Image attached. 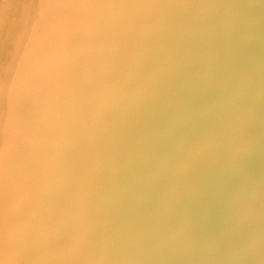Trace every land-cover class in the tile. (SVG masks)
Wrapping results in <instances>:
<instances>
[{
    "label": "rangeland",
    "instance_id": "1",
    "mask_svg": "<svg viewBox=\"0 0 264 264\" xmlns=\"http://www.w3.org/2000/svg\"><path fill=\"white\" fill-rule=\"evenodd\" d=\"M198 1H195V3L193 4H196ZM241 1L242 0H240L239 2ZM253 1L256 2L257 0H253ZM253 1L249 0V4L251 7L250 9H247L249 8L248 5L246 6L247 0L246 1L243 0L242 3H246L244 5L247 8L246 9H244L245 7L242 8L244 11L242 13H241L242 9H240L241 7L240 3H238L239 5H236L237 8L234 6V9L236 8L237 12H239L238 14L239 16H237L238 21L236 18L237 13L234 10L233 11L235 12V16H234V12L228 11V13L232 12L231 14L233 15V19H232V16L230 18V15L228 16L227 15L228 13H226L227 16L225 18L229 17V19H227L229 20V22L233 20L232 24L235 25L234 27H239V26L241 27L243 25V28L245 30L242 27H241L242 29L240 27L234 28L231 22L229 24L227 21H225V23L228 24L226 25L223 21V23L221 24L222 26H220L219 28L217 27L219 30L218 33L217 31H213L214 33H210L211 31L206 32L205 34L208 35L207 37V35L204 34V31H202L203 33L201 32L202 34L200 33L201 35L198 38L197 36L199 35V32L196 29L198 33V35H196L197 38L194 35L196 32L195 33L193 32L191 34L193 36L191 35L188 36L187 43L183 42L182 40L180 43V39L176 41L175 45L178 44L179 42L177 46L179 48H181L182 46V45L180 46V44L183 43L181 51H179L180 49L177 50L178 53L181 52V54H183L182 56H184L186 55L187 53L186 51L189 49V46L190 47L193 46L190 48L193 50L190 51L189 49V52L187 53V55L190 53V57H192L191 59L197 58V56H199V53H202V55H204L203 52H200L201 47H202L201 51L202 50L204 51V53L207 55L205 57L209 58V60L212 54H214L213 55L214 57L215 56L220 57L224 54V53L222 54L221 50L223 49L225 52V47L227 45L226 42L230 44L229 47L231 49L236 48L238 44L239 46L238 49L240 50L241 44L244 42L243 38L246 39V37H248V35L246 34L247 31L248 32L250 31L248 33L249 37L247 38L249 41V46L252 42H254L256 46H259V47H256V49L263 48L262 49L263 51L264 41H262L261 43H258L260 45H258L257 42L260 40L259 38L264 34V32H262V28L264 29L263 27L264 19L263 18L258 19L260 20L259 22H261V20L263 21L262 22L263 25H261L259 24L257 19L255 20V15H256V18L258 17L261 18L259 15H262V13H264L263 11L264 3L263 2L260 3V0H259V2L257 1L258 4H256ZM251 3H253L254 5H252ZM244 5H242V7ZM255 5L259 8V10H256L258 8ZM194 8L195 7H193V9H190L191 13L193 15L194 13H196L194 15L196 18L200 20L203 19V16L201 13L202 8L199 9V7L196 6L197 9L195 8V11H192L194 10ZM251 8L253 9L251 10ZM239 9L241 11H239ZM248 10H251V12L249 13ZM253 10H255V12ZM68 11L70 10L67 7L64 8L59 3V0H0V113H2L3 111H4L3 113H5V116H3L2 118L3 123L5 122L4 123L5 126L7 125L5 127V130L9 132L11 130L9 128H13L8 134H0V150L1 149L9 150L8 153L10 155L9 158L4 159L2 165L0 166V174H4L5 172L6 173L12 172V171L15 174L14 176H10L11 178L0 179V264H225V263L226 264L228 263L229 264H237V263L238 264H264V241H263L264 240V232H263L264 231V200H263L264 199L263 198L264 197V193H263L264 191V142H263L264 141L263 140L264 139V134H263L264 133V106H263L264 105V95H263L264 94L263 92L264 91L263 90L264 89V79H263L264 78V54L263 52L260 49L259 50L254 49V51L252 49V52H256L258 54H260L261 52L263 54V56H260L257 54L258 56H260V60L262 59L261 60L262 63H261V61H258L259 57L257 55H253V54H251V56L249 55L250 53L248 49L251 51L249 47H247L248 49L246 48L247 50L246 49L242 50V51H247L246 55L249 53L247 57L249 56L248 61L250 62L253 59L252 55L257 56L252 61L254 65L258 63L256 65V69L252 67L253 65L252 63L251 65H249V62H246L247 61L246 57H245L246 60H242L244 61L245 64L241 61L240 59L242 58L241 56H244L241 50H240L241 56L239 57L238 56L239 51H237L238 49L236 50L232 49V53L230 51L231 55L234 53V50L237 51V53H234L233 54L234 56L233 55L231 56L229 53L227 54V59L229 58V60L231 61L228 60L226 62H223L227 60L226 57H225V60L222 59V61L220 60L221 58L219 59L217 57L219 61L223 62L222 65L220 64L221 62L220 63L218 62L221 65V69L225 68L223 69L224 71L227 68L230 69V70L227 69L228 73L226 71H225L226 73L225 72L223 73V71L221 72V69L219 68V64L216 63L218 61L216 57H215L216 59L211 58L213 62L211 60L210 61L208 60L209 62H211V64H210V68L209 67L207 68V71H208L207 72L205 68L207 67V64L209 65L207 60H206L207 64H206V61H204L205 59L203 60L206 66L202 65L203 66L202 67L200 65L201 68L205 69V71H203V69L201 68H200L201 70L198 68L197 70L196 69L197 61L195 60L191 61L189 60L190 59L189 57H188V60L191 61V62L189 61L187 62V64L189 63V66L187 65L183 66L184 62L183 61L181 62L179 60L180 57L178 58L179 54H177V51H176V49L178 48H176V46H174V44L172 43L174 40L171 42V44L176 48V49L174 48L175 53L172 52L174 51L171 49L173 48L172 45L167 46V48L164 47L169 42L168 41L166 43L167 41L166 38L168 37L160 39V41L162 40L161 43L163 44L165 43L164 45L161 43H158L160 41H158L155 37H152L153 41L154 39L157 40L155 42H152V44L157 43L156 44L157 46L160 44L159 47H163V50L165 49V51H167V49L172 46L171 48H169L167 52L171 50L170 52L173 53V56L171 55L172 53H167V52H166L167 54L164 53L166 54V56L163 54L161 55L159 52L162 48L156 47L158 48V50L160 49L159 52H157L158 50L154 47L155 53H158L160 56H162L161 58L162 60H163V56H164V59L168 58L163 61H161V59L159 58L160 62L162 63V64L161 63L159 64L158 58L155 60V57H154V60L158 61L157 64L159 65V67L160 65L162 66L160 67L161 69H159L158 67L156 68L155 66H152V64L156 65L155 61H154L155 63L152 61L153 62L152 64H151V61H149L150 62L149 65L151 66L147 64L149 62H146L145 64H143L142 62L141 65L135 64L137 65L138 68L139 66L143 68L145 66H148L149 69L145 67L147 71L143 68H140L142 71L140 69H136V67L134 68L133 66L134 62H128L129 59L126 61V59L130 57L129 56L130 53L127 54V52L131 50L129 48L131 46L132 47L134 46L133 44L131 45L128 44L129 47L127 48L124 47L126 50L128 49L127 52H125V49L123 47H122L123 49L120 48V50H124L125 52L124 54H126L125 57L127 58L123 59L122 65L116 63L115 65L112 66L110 70L112 74V76L111 75L110 76L116 77L114 80V84L116 81L119 84V85L117 84L119 86L118 88L117 86L115 87L114 85H109V82L104 84V85H107V88L106 86L102 84H100L101 86L99 84H98L99 86H97L96 84L97 81L96 83L93 82L94 84L90 82L92 84L91 85L89 82H85V80L83 79L84 82L79 81L78 84L75 86V88H72L73 91L71 89L65 90L62 88V85H60L61 83L59 81L60 61L58 60V58L51 56V53L54 49L53 48L54 43H52V41L49 42V40L47 39L46 40L42 39L45 41H41V36L43 38L44 33L46 31L52 30L54 33H56V35L63 38L64 30H65L64 28H66V25L68 26V23L65 24L63 22V18L66 17L65 14H67ZM155 11L156 10H153V9L147 10L146 12L148 14L146 13V15H142V17H147L148 15L147 18L149 19H151L152 17L155 18L157 15L160 14V13H155ZM240 13L242 16L240 15ZM62 15L64 17H62V23H61L60 18ZM253 17H254V20H252ZM262 17H264V14ZM239 18H241L242 20L241 19L239 20ZM249 18H250V21L247 20ZM166 20L167 18L165 19L163 23H166ZM243 20L244 21L246 20V22H244ZM240 21L243 22L241 23V25H240ZM255 22H257L256 23L257 28L259 25H261L259 26L258 31L262 32L261 35L258 36L257 39L255 38L256 42L254 41V38H253V37H257L258 35V31L257 33L254 32V28H253L255 26ZM234 23H237L239 26ZM244 23H248V24L245 25ZM249 23L251 24L252 27L250 26ZM247 25H249L250 27H248ZM225 26L228 28L227 32L225 31L227 29V28H224ZM256 26H255V31L257 30ZM245 27L247 28V30ZM220 28L222 29V33H221ZM234 29L236 30L238 29L239 32L238 30L234 32ZM240 30L241 32L242 30L246 32L241 33ZM82 31L83 30H81V34H82ZM229 31L232 33H230ZM77 32H80V31H77ZM237 32L240 34L241 38L242 36H246V37H243L242 39L239 38ZM234 33L236 34L234 35ZM203 34L207 37V39L205 38L206 41H208V38L211 37L209 39V42H207L208 45L211 43V41L215 42V40H217L218 38L220 39L224 34H227V35H224V37L220 39L221 44L224 41V39L227 40L224 43V47H223V44L220 45V47H223L220 50L221 53L217 51L220 49L219 39H218V44L215 42L218 45V46L216 45L217 49H213L214 48L213 46H215L214 42H212L213 46L212 45L208 46V48L212 46L209 48V50L210 49L216 50L217 54L219 55H216V51H212V50L211 52L209 51L210 55L208 54L209 52L206 49L207 48L206 47L207 44L205 43L206 41L204 40L205 41L204 43L202 41L204 38L202 36ZM216 34H219V36L221 35V37L219 36L216 37L217 36ZM231 34L233 36H237V37H234V39L238 38L236 39L237 43H234L236 47L235 46L233 47V45H231L233 43V42L231 43V40H230L232 39L233 41V38H232L233 36ZM250 35L253 36L251 37L253 38L251 43H250ZM83 36H86V35L83 34ZM225 36L228 38L231 37L229 38L230 42H228V39H226ZM263 36L261 38H263L264 40ZM200 37H203V38H200ZM214 37H216V39ZM62 38L58 39V41H60L59 44L62 43L61 42ZM159 38L160 37H158V39ZM173 38L170 37V39H173ZM191 38H193V40ZM197 39L198 41L201 40L200 41L201 44L203 43V45H206L205 46L206 48L205 47L203 48V45H200V42L198 45ZM222 39L223 41H221ZM240 39L241 41L238 42V40ZM247 39L245 41H247ZM163 40H166V41H163ZM188 42H190L191 44ZM57 43L58 42L56 41V48L59 45ZM194 43H196V45L200 47L199 48L196 47ZM244 44L242 45V49L248 45V43L245 45ZM183 47L186 48L187 50L185 49L186 51H184ZM195 47H196V50L199 51L197 56L195 53L197 51H195L194 49ZM229 47H226V48L231 50ZM118 49L117 51H120ZM12 50L16 51V53H19L20 55L23 52L28 53L30 57L28 59V62L24 65H19L11 53ZM182 50L185 54L182 52ZM205 50L207 51L205 52ZM193 52L194 54L191 56V53ZM212 52H215V53H212ZM169 54L171 56H168ZM175 54H177L176 58L179 60V63L177 59H176L177 61L174 59ZM225 55H226V52H225ZM155 56L158 57L157 54ZM201 56H199V58L203 57ZM184 57L187 58L186 56ZM184 57H182V60H184L183 59ZM170 58L174 59L176 62L169 60ZM199 58L196 60H198L199 63L202 62L200 64H203V61ZM186 60L187 59H185V61ZM214 60L215 61L217 60V61L215 62ZM194 61H195L196 66L194 65ZM180 62L183 64H181ZM230 62L232 65L230 64ZM214 63L216 65H214ZM246 63H248L247 65L249 67H247ZM211 65H213L214 68L216 69L214 70L215 72H213V66L211 68ZM100 67L101 68L97 66L94 68L93 76L97 77L98 74L102 72L103 65H100ZM153 67L155 70L158 69L159 73L155 70L154 72L150 69V68L153 69ZM190 67H192V69ZM251 67L254 69V71L256 70L255 71L256 74L254 73L253 69L252 71L247 70V68L251 69ZM20 68H21V73L19 75H15L14 74L15 70L20 69ZM162 68L164 69L163 70L164 72L161 71ZM134 69L136 70V72ZM165 69H166V72H165ZM209 69L211 71H209ZM232 69L233 71H231ZM132 70H134L135 76H133ZM242 71L246 73L248 72V73L246 74V73H243ZM156 72L159 74V76L161 75V77H159ZM250 72H253L251 73L252 76H250L251 75ZM144 73L148 75L144 76L143 75ZM172 73L173 75H176L177 73H183L184 76L181 74L184 77L183 80L180 81L181 79L179 78L180 80L178 79L177 80L180 82H177V84H174L173 81H170L171 76H172L170 74ZM222 73L225 75H222ZM231 73H234V74L231 75ZM237 73L239 74L243 73V74L238 75ZM261 73H263V75H261ZM152 74L156 76H153ZM162 74L163 76L164 75L165 76L163 77ZM186 75H189V76H186ZM149 76L150 77L152 76V78H150ZM166 76H168L170 79L168 78L169 80H166L167 79ZM185 76L187 78H185ZM96 77H94L95 80H96ZM111 77L108 78V80L113 82L112 79H114V77L112 79ZM174 77L176 78L177 76H174ZM174 77L172 76V80ZM191 77L192 78L195 77V81H197V84L200 83L201 87L197 84H194L193 83L194 81L191 82L192 80ZM188 78H191V80ZM136 79L138 80L136 81ZM184 79H188V82L190 83V84L187 83L189 84L188 87L184 86ZM260 79H262L263 82H261ZM177 80L175 79L174 81H177ZM226 80L227 82L225 83ZM144 81L145 82L147 81V83H145ZM169 81L173 83L170 84ZM56 82L59 83V85L56 84ZM134 82H137V84ZM54 83L57 86L54 85ZM82 83H85V84L87 83V84L85 85ZM143 83H145L146 85H144ZM148 83H152V84H149L150 86H153V87L154 85L156 86L153 88V91H152V87L150 86H149L150 88L149 87L146 88V86H148L147 85ZM191 83H193L192 86L195 85L196 87L197 85L198 90H200L202 93L203 92L210 93V91L211 93L210 94L205 93L206 97H204V95L203 94L201 95L199 91L198 93L195 92L197 93L195 94L193 87H191L193 89V90L191 89L193 93L188 94L189 90L187 89H189V86H191ZM142 84L143 86H141ZM173 84H174L173 88L174 89L178 88L179 91L174 90L176 92H173L172 91L173 88L170 91L166 90L168 87H172ZM81 85L82 87L86 86L87 90L83 88L84 90L80 91ZM158 85L159 86L161 85L162 87L161 86L159 87ZM223 85H225V87ZM54 86L57 87V89ZM93 86L94 88H92ZM102 86L105 89L102 91L103 93H106V94L108 93L106 92L108 89H110L109 92H111L113 89L114 91L113 94L108 93V99L109 98L111 99L112 95L115 94L114 97H116V101H120L119 103L115 102L117 103L116 107H114L115 104L113 103L115 101L114 97L112 98V100L114 99L113 102L109 104V103H105L106 98H107V96H105L106 94L104 96L99 95L100 93L98 94V92H102L100 91L101 89L99 90L100 87L103 89ZM113 86L115 88H109ZM202 86H205L206 89L202 90V88H204ZM216 86L218 88H216ZM96 87L97 88L99 87L98 91L97 89H95ZM139 87L143 89H140ZM163 87L167 92L166 91L163 92L164 91ZM214 87L216 90H214ZM138 88L142 92L140 91L139 93ZM196 88H195V91H196ZM89 89L91 90L94 89L95 91L93 92H96V93H91L92 95L91 98L95 99V100H92L93 102L89 101V99H91L90 98L91 95H88V94L90 93L85 92V94L87 95L83 94L84 91H88ZM158 89L160 90L162 89L161 92ZM260 89L262 90V92L260 91ZM168 92L171 98L172 96L174 97V95L176 98H179V96L181 95H182L181 96L182 98L183 96H185L186 97L185 101H188L187 97H189V100L191 97L194 98L193 95H196L197 98L196 96L195 98L198 100V94H199L198 101L200 102V104L198 103V105L200 106L203 105L204 107L202 106L200 107L196 105L198 101L197 102L191 101V103H194L195 105L194 109L198 110V108L199 109L201 108L204 110V112L207 111L206 115L204 112H201V113L197 111L195 112V116L197 114L203 113L202 115L204 116V118H206V120L203 117L195 118V116H193L195 119L197 118L199 119V120H196L199 123L202 122L200 120L203 118L202 123L204 124L201 123L203 125L202 126L203 128L200 127L201 124L199 126L200 132L203 129L202 131L203 136H201V134L198 135V137L201 136V138L198 139L199 142L194 141L195 139H197L196 138L197 132L195 131L193 133H196V135L195 134L191 135L193 137L196 136L195 138L193 137L191 138L193 140L191 139L189 140L187 138L188 137L187 135L190 136V133H191L190 128H192L189 126L190 123L192 122L191 123L192 126H193V123L196 126L199 125V123H196L193 117L191 118V115L192 114L194 115V112L192 113L191 110L189 109L190 106L188 104L190 101L188 103L183 102V106H187V105L189 106L188 111L186 113L191 112L192 113L191 115H189V113L186 114L183 112L185 109V108L181 109L183 108V106L181 108L178 106V104L181 105V100L177 99L178 100L177 101L176 99H174L177 101V104L176 102L175 103L173 102V105L175 104L174 105L175 107L172 105L169 106L170 104H168L169 107H174V108H171L172 109L171 111H173L174 113L173 112L171 113L170 109H168L169 113H171V116L173 114L178 115L179 113H181V111L183 112L184 115L182 119H181L182 116H180V119L178 118V116L176 117L177 119L174 116H172L170 121L172 120L173 122L174 120L173 117H174L175 122L171 123L168 120V122H170L172 125H169L170 124L169 123L168 125H166L167 127L166 126L164 127V125L166 124L165 122L167 121L166 119H168L167 117H170V114L169 116H167L168 112L166 111L168 110L164 109L165 106H163L165 104L163 100H166V105H167V101L171 100V98L170 99L166 98V97H169ZM212 92L215 94H212ZM222 92L226 93L225 96L228 95L229 97L230 96L229 94L233 96L232 99L231 98L229 99L230 103H232L231 105L229 103L230 106L226 103L225 104L227 106H224L225 105L224 102L226 99L228 100V97L223 96ZM184 93L185 94L187 93V94L185 95ZM96 94H98V97ZM93 95L97 98L93 97ZM109 95L111 97H109ZM214 95H217L215 97H217L216 99L218 100V103L216 99H215L216 101L213 100L215 98ZM222 96L225 97V99ZM99 97L105 98V101L101 98L104 103L101 102V99H99ZM185 97L183 99H185ZM200 97L201 98L204 97V98L201 99ZM212 97L214 98L212 99ZM117 98H119V100H117ZM222 98L224 99V102L221 101ZM196 99H192V100L196 101ZM209 99L217 103L218 106L217 105L216 106L218 107L219 111L223 109L220 107H224V109L228 110L227 108L229 106V113L230 114L232 113L233 116L231 114L230 117H228L229 119L226 120L228 122H226L224 118H222V120L219 119V117L221 118V116H224V115L226 116L228 114V113H225L226 110H221L219 112L216 106L215 107L211 106V104L208 102ZM203 100H205L204 104L201 103V101L203 102ZM232 100L234 101L231 102ZM99 101L101 105L97 103ZM243 101L247 103L245 104ZM86 102L87 103L91 102L89 106L92 108H90L89 106L87 107L89 103L86 104ZM107 102H110V101H107ZM49 103L51 104L49 105ZM112 103L114 104V106L111 105ZM215 103L212 105H215ZM221 103L223 105H221ZM84 104L86 105L87 109L88 108L90 109L89 110L84 109L83 108V106L85 107ZM93 104L95 105L93 106ZM119 104H121V106ZM161 104L163 108L161 107ZM209 105L211 106L210 113L214 112L215 109L217 110L215 111L216 114L218 112L219 117L216 115V119H214V121L216 120V123L213 121H212L213 123L210 121H207L208 119L206 116L209 111L208 109ZM95 106L98 108H96ZM168 106L166 107L169 108ZM248 107L249 109H247ZM179 108L181 109L180 112H178ZM211 108H214V110L213 109L211 110ZM201 109L200 111H203ZM233 109H235L234 110L235 112L237 111L236 114L233 111ZM138 111L140 112V114L138 113ZM153 111L156 114H153ZM164 111L166 112V116L163 113ZM223 112L225 114H223ZM249 112L250 114H248ZM70 113L72 114L70 115ZM136 114L137 116L138 115L139 116L137 117ZM237 116L239 117L238 119H237ZM186 117L190 119H186ZM67 118L69 120H67ZM160 118L162 119L160 120ZM212 118H209V120H213ZM225 118L227 119V117ZM183 119L184 121L185 119L187 121L189 120L188 122L189 125H187L188 123L186 121H185L186 124L184 122H182L183 124H181L180 122L181 120L183 121ZM192 119H194L195 122L192 121ZM230 119H231V122L229 121ZM164 120L166 121L164 122ZM217 120H220V121L218 122ZM243 121H244V124H243ZM221 122L222 123L226 122L227 124L225 123L223 125H228L227 128L233 125L231 126L232 132L229 131V133H231L230 135L232 134L233 135L231 137L229 133H227L228 134L227 137L230 136L231 137L230 139H233L234 142L229 140V138L228 140H226L227 137H226V133L224 132V130H227V129L226 127L225 129H223L222 127L218 125ZM184 124L186 125L185 128H183ZM242 124L243 126L241 127ZM204 125L206 127H204ZM256 125L257 126L259 125V126L257 127ZM188 126L190 127L189 128L190 133L187 132V135H186V130H185V133H181V135L179 136V132L181 131L177 132L178 131L177 128L178 129L183 128L182 130L184 132V129H188L187 128ZM196 126H193V127H195L196 129ZM218 126L219 128L223 129V130L222 129H219V130L220 131L222 130V132H224L225 134L226 139L224 138L225 141L223 142V145L227 144L228 141H231L232 143L237 145V146L232 145V143L230 142H229V145L228 144L224 145V146H229V147L234 148L232 149V151L234 150L233 155L231 153L232 151L229 150V147L226 148L224 146L223 147L221 146L222 142L220 143L221 145H217L219 144V141H223L222 140L223 138L220 137L219 135H222L224 137L222 133L218 132V136L222 138L221 140L218 141L219 138L218 136L216 137L217 135L216 131H218L216 129ZM244 126L245 127L248 126V127L244 128ZM213 127L214 129H212ZM165 129H167L170 133ZM195 129L193 128L192 131ZM158 130L160 131L158 132ZM204 130L206 131L204 132ZM199 131H198V134H199ZM175 132H177L178 135L175 134ZM215 132H216V135L214 134ZM174 135H176L177 137H174ZM182 135L184 136L182 137ZM214 136L216 137V140L218 141V143H215L216 140H214ZM184 137L186 138V141L189 144V145L186 144L187 147L190 146L192 141H194V144L196 142L197 143L202 142L201 140L203 138L204 148L202 147V145L197 144V143L195 144V146L196 145L197 146L194 148V145L192 143L191 145L193 148L188 147V149L191 150L188 152V150L186 149L187 147L185 146L186 147L185 148L183 146L185 145L183 143L186 142L184 140L185 139ZM48 138H51V139H48ZM173 138H175L178 141H175V139L172 140ZM15 140L17 142L15 143L16 145H13L11 148H7L11 146L13 141ZM167 140H169V142H167ZM58 142L60 143L58 144ZM64 142H67V143H64ZM69 143L70 145H68ZM180 143L181 145L180 147H178L179 145L177 144H180ZM170 144H172L171 147H170ZM198 145L202 147L203 149V150L201 149L202 152H198L200 151V148H199L200 146L198 147ZM214 145H215V148L220 147V146L221 147L219 148V150L218 148H216L217 149L216 150L214 148ZM18 147L25 154V155L23 154V156L25 158V161L27 160L26 162H28V164L20 158ZM183 147L187 151L184 150ZM197 147L199 148V150ZM235 147H237L236 151H235ZM171 148L173 150H171ZM176 148H178V150ZM241 148L245 150V153L244 151H242L243 149ZM220 149L222 150L224 149V150L222 151ZM250 149L252 150V152H250L251 151ZM163 150L165 152L164 154H163ZM196 150L198 151L196 152ZM227 150H229V152L231 153V156L233 157H234V154L237 153L235 154V157L238 160H240V164H242L243 166L242 167L241 165L238 164L241 167L239 168L237 166L238 167L237 169L240 170L244 168V171L248 170V172H244V175H242L243 170L241 172L240 171L237 172L235 169V172H237V174L241 173L240 174L242 175L241 177L244 176L243 177L244 181L241 177H239L240 180H238L237 176L235 175V178L237 179V181H239L237 183V181H235V178H233L234 176L232 174L233 173L236 174V173L233 172L234 169L231 170V168L235 167V165L239 161L238 162L233 161V162H236L234 164L231 161V159L233 160H236V159L232 158L231 156H229L228 158L231 161L230 162L231 164L227 161L226 157L223 158V156H220V157H222L221 159H223L224 162L226 160V163L223 162L222 165L214 164L215 162L219 163V159H216L217 158L216 156L219 157L220 151L221 153L226 151L225 154L230 155ZM193 151L195 152V154ZM190 152H192V154H190L191 156L189 155ZM216 152L219 155L216 154ZM171 153L173 154V156ZM225 154L224 156H227ZM209 159L211 160L213 159V161L215 160L217 161L211 164L212 161ZM208 160L210 164L207 165ZM221 162L222 161L220 160V163ZM227 162L229 164H227ZM12 164H14L15 167H13ZM226 164L228 165V167H226L227 166ZM216 165H218L219 167ZM229 165H234V166L229 167ZM208 166L209 167L211 166L210 168L213 167L214 170L207 168ZM221 167L222 168L224 167V168L221 169ZM217 168L219 170L218 171L219 176L221 175L220 177L215 172L217 171ZM227 168H230V172H232V174L228 172L229 169ZM210 171L212 173L214 172V174H211ZM227 173L230 174L232 176L230 177L234 179L232 181L236 182V184L233 183L235 186H233L232 182H230L231 184L228 183L229 180L231 181L230 178L226 176L223 178L222 176L223 174L229 176ZM245 173L247 174L245 175ZM251 173H252V176H251ZM215 174L218 177H216ZM217 179L218 180L226 179L227 182L226 180L225 182L226 184L227 183L228 184L227 185L225 184V186L223 187L224 185L223 181L220 182V180L218 181ZM243 182L245 184H243ZM217 183L219 184L217 185ZM239 183H240V186L237 187ZM232 186L233 188H231ZM224 188L227 191L229 189L231 190L234 189L233 193H231V190L227 192L226 190H224ZM236 190H239V192ZM240 190H242L243 193ZM222 191L223 192L226 191L228 195H226V193H223ZM215 194H218V195H215ZM232 194L235 196H233ZM260 194L261 195L263 194V196H260ZM203 197L205 200L204 201L205 205H204V202L202 201ZM215 207L217 209H215ZM228 207H230L231 209ZM220 208L223 209L222 211L224 212L225 215L220 210ZM27 213L28 214L32 213L35 217L37 216L36 218L37 221H34L35 219H32L34 217L32 214L31 215L33 217L30 214H29L30 216L27 215L24 217V215ZM220 213H222L223 215ZM250 214L253 215L254 217H252ZM248 215L250 218L252 217L253 219H251L247 223L246 221L249 218ZM26 217L30 218L29 222L25 221L27 222V224L29 223V225H31V222L33 220L34 223H37V222L40 223L38 225L42 224L43 226L41 225L42 227L40 226V228H42L41 230L43 229L44 230L41 231L38 225L35 224L36 225L35 226L33 223L32 225H34V227L29 229V226L27 227L26 226L27 224L25 222L22 223ZM216 221L219 223H217ZM198 223L200 224L198 225ZM23 224L25 225V227H23L24 226ZM258 225L259 226L263 225L262 226L263 229L262 227L259 228ZM35 227H38V228L37 230H35V232H33L32 229ZM204 228L206 231L210 233V236L208 232L203 230ZM249 228H250V232H249ZM38 229L40 231V236L37 238L36 235L37 234L39 235ZM242 229L244 231H242ZM245 230L248 233H246ZM257 230H259L261 233ZM204 231L206 233L203 234ZM30 233L33 235L35 233V235L33 236ZM224 233H226V235ZM236 233L237 234L241 233V236L237 235ZM248 236H251V237H248ZM261 236L263 238H261ZM47 237L49 240L51 238L50 242L48 239L45 240V238ZM217 237L219 238L216 239ZM205 238H207L208 241ZM247 239L249 240L247 241ZM244 241L246 244L244 243ZM193 244L194 246H192ZM243 246L245 247V249ZM216 249H218V251ZM207 253H208V258H207ZM230 260L233 263H231Z\"/></svg>",
    "mask_w": 264,
    "mask_h": 264
},
{
    "label": "bare ground",
    "instance_id": "2",
    "mask_svg": "<svg viewBox=\"0 0 264 264\" xmlns=\"http://www.w3.org/2000/svg\"><path fill=\"white\" fill-rule=\"evenodd\" d=\"M195 1H198V0H190V1H188V0H59V3L64 7V8H68L70 11H68V13L67 14H65V18H63V22L65 23V24H67L68 23V26L66 25V28H64L65 30H64V36H63V38L62 37H60V36H58V35H56V33H54L52 30H49V31H46L45 33H44V37L42 38V36H41V41H45L46 39L47 40H49V42H51L52 41V43H54V45H53V51H52V53H51V56H53V57H55V58H58V60L60 61V65H59V81H60V85H62V88L63 89H65V90H69V89H71L72 91H73V89L72 88H75V86L78 84V82L79 81H83V79L85 80V82H92V84H94V83H96V81H97V86H99L100 84H102V85H104V84H106L107 82H109V85H114L115 87L117 86V88L119 87L118 85V83L115 81V84H114V80H115V78L116 77H114V79H112L113 77H111L112 76V74H111V68H112V66L113 65H115L116 63L117 64H121L122 65V63H123V59H126L127 57H125L126 56V54H124L125 52H127V50L124 48V47H129V45L128 44H133L134 46L132 47H130L129 49H131L130 51H128L127 52V54L128 53H130L129 54V56L131 57H128L127 59H126V61L129 59V61L128 62H134L133 63V66H134V68L136 67V69H140V68H143V67H141V66H139V68L137 67V65H141L142 64V62H143V64H145L146 62H149V61H151V64L158 58V61H155L156 62V65H158L157 64V62L160 64L161 62H160V59L162 58V56H160L158 53H155V51H154V47L156 48V47H159L160 46V44L157 46L156 44L157 43H154V44H152V42H155V41H160V39H163V38H166V37H168V38H166V40H163V41H166V43H167V45H165L164 47L165 48H167V46H170V45H172L171 44V42L174 44V46H176V48H178V49H176L173 45V48H171V47H169V48H171L172 50H174V48L176 49V51L177 50H179V51H181V48H182V46H183V43L182 44H180V46H181V48H179V47H177L178 46V44H179V42H178V44H176L175 45V43H176V41L178 40V39H180V43H181V40L183 41V42H185V43H187V38H188V36H190L193 32L195 33H197V30H198V32H199V35H198V33L196 34H194L195 35V37H196V35H198L197 37L199 38V36L203 33L202 31H204V34L206 33V32H210V33H214L213 31H217V33H218V28L220 27V26H222L221 24L223 23V21H224V23H225V21H227L229 24H230V22H231V24H232V21L233 20H231L230 22H229V20H227V19H229V17L228 18H225L227 15L229 16L230 15V18H231V16H232V19H233V15L231 14L232 12H236L237 13V15H236V18H237V16H239L238 14H239V12H237V6L236 5H239L238 3H240V9H242V8H244V9H246L247 7V5L249 6V8H247V9H250V4H249V0H247V4L246 3H242L243 2V0L241 1V2H239L240 0H199L196 4H193V3H195ZM246 1V0H245ZM251 1V0H250ZM253 1V0H252ZM258 2H259V0H257ZM255 2V1H253V2H255L256 4H258V2ZM261 2H263L264 3V1H262V0H260V3ZM259 3V4H260ZM262 3V4H263ZM244 5V4H246V6L244 5L243 7H242V5ZM252 5H254L253 3H251ZM148 5V6H147ZM194 5V6H193ZM261 5V4H260ZM196 6L197 7H199V9L200 8H202L201 10V13H202V16H203V19H201V20H203V21H201L200 19H198V18H196L194 15L196 14V13H194V15L191 13V10L190 9H193V7H195L196 8ZM234 6L236 7L235 9H234ZM256 6V5H255ZM254 6V7H255ZM259 6V5H258ZM192 7V8H191ZM238 7V8H239ZM257 7V6H256ZM260 7V6H259ZM262 7H263V5H262ZM195 8H194V10H192V11H195ZM258 8V7H257ZM150 9H153V10H156L155 11V13H160L159 15H157L155 18L154 17H152L151 19H149V18H147L148 17V15H147V17H142V15H146V11L147 10H150ZM197 9V8H196ZM239 9V11H241ZM253 8H251V10H252ZM255 9V8H254ZM181 10H182V12H181ZM234 10V11H233ZM251 10H248L249 11V13L251 12ZM256 10H259V8L258 9H256ZM228 11H232V12H230V13H228ZM247 11V12H248ZM254 12H255V10H253ZM253 11H252V13H253ZM261 11H262V9H261ZM264 11V10H263ZM152 12V11H151ZM235 12H234V16H235ZM242 12H244L243 11V9H242V11H241V13ZM200 13V14H201ZM226 13H228L227 15H226ZM241 13H240V15H241ZM248 13V14H249ZM258 13V12H257ZM148 14V13H147ZM256 14V13H255ZM254 14V15H255ZM259 14V13H258ZM263 14L264 13H262V15H259L261 18H259L258 17V15H257V17L258 18H256V15H255V20L257 19V21L259 22L260 20H258V19H264V17H262L263 16ZM156 15V14H155ZM245 15H247V14H245ZM242 16V15H241ZM248 16H250V15H248ZM248 16H247V18H248ZM62 17H64L63 15L61 16V23H62ZM167 18V20H166V23H163L164 21H165V19ZM242 18V17H241ZM241 18H239V20L241 19ZM244 19V18H243ZM242 20V19H241ZM248 21H250V18L249 19H247ZM252 20H254V17H253V19ZM67 21V22H66ZM236 21V20H235ZM237 21H238V18H237ZM236 21V22H237ZM244 21V20H243ZM210 22V23H209ZM244 22H246V20L244 21ZM262 20H261V22H259V24H261V25H263L262 24ZM201 23V24H200ZM238 23V22H237ZM237 23H234V24H236V25H238ZM241 23H243V22H241L240 21V25H241ZM252 23V22H251ZM256 23L257 22H255V26H256ZM264 23V22H263ZM65 24H63V25H65ZM226 24V23H225ZM225 24H223V25H225ZM245 25L246 24H248V23H244ZM250 24V23H249ZM62 25V24H61ZM226 25H228V24H226ZM233 25V24H232ZM232 25H231V27H232ZM261 25H259V26H261ZM235 25H233V27H234ZM239 26V25H238ZM248 27H250L251 26V24H250V26L249 25H247ZM246 26V27H247ZM254 26V25H253ZM255 26L253 27L254 28V32H256L257 33V31H258V29H259V26H258V28H257V26H256V28H257V30L255 31ZM65 27V26H64ZM218 27V28H217ZM240 27V26H239ZM239 27H234V28H239ZM242 28H243V25L241 26ZM240 27V28H241ZM245 27V28H246ZM252 27V26H251ZM264 27V26H263ZM222 28V27H221ZM220 28V29H221ZM224 28H227L226 26L224 27ZM241 28V29H242ZM252 28V29H253ZM262 28V27H261ZM260 28V29H261ZM197 29V30H196ZM231 29H233V28H231ZM230 29V30H231ZM244 29V28H243ZM81 30H83L82 31V34H81ZM225 30V29H224ZM227 30H228V28L225 30L226 32H227ZM238 30V29H237ZM236 29H234V32L235 31H237ZM245 30V29H244ZM246 30H247V28H246ZM249 30V29H248ZM251 30V29H250ZM264 29L262 28V32H264L263 31ZM77 31H80V32H77ZM232 31V30H231ZM85 32V33H84ZM202 32V33H201ZM225 32V33H226ZM230 32V31H229ZM233 32V31H232ZM232 32H230V33H232ZM238 32H239V30H238ZM237 32V34H238V36H239V38H241L240 37V34ZM240 32H241V30H240ZM246 32V31H245ZM243 30H242V32L241 33H245ZM250 32V31H249ZM248 31H247V35H248V37H249V33ZM260 31H258V35H257V37H253V36H251L250 35V43L252 42V39L254 38V41H255V38L257 39L258 38V36H260L261 35V33L262 32H260ZM77 33H79V34H77ZM201 33V34H200ZM209 33V34H210ZM216 33V32H215ZM221 33H222V29H221ZM229 33V34H230ZM83 34H85L86 36H83ZM88 34V35H87ZM202 35L203 37H200V38H203V43L206 41V39H207V37H208V35L207 34H205V35H207V37L205 36V35ZM220 34V33H219ZM219 34H216V35H214V36H216V37H218L219 36ZM236 33H234V35H235ZM251 34V33H250ZM253 34V33H252ZM80 35V36H79ZM82 35V36H81ZM224 35H227V34H224ZM224 35L221 37V35L219 36V37H221V38H223L224 37ZM232 35V34H231ZM243 35H245V34H243ZM254 35V34H253ZM264 35V34H263ZM262 35V36H263ZM78 36V37H77ZM191 36H193V35H191ZM210 36H212V35H210ZM228 36H230V35H228ZM233 36V35H232ZM242 36V35H241ZM261 36V37H262ZM84 37V38H83ZM152 37H155L157 40H155L154 39V41L152 40L153 38ZM158 37H160L159 39H158ZM170 37H174L173 39H170ZM196 37V38H197ZM216 37H214L215 39H216ZM226 37V36H225ZM234 37H237V36H233L232 38H233V41H232V39H230L231 40V45H233V47L235 46L236 47V45L234 44V43H237L236 42V39H238V38H235L234 39ZM243 37H246V36H242V38ZM248 37H246V39L248 38ZM251 37H253V38H251ZM259 38L258 40V42H257V44L258 43H261L262 41H264L263 40V38ZM264 37V36H263ZM62 38V40H61V42L62 43H60L59 44V42L60 41H58V39H61ZM151 38V39H150ZM206 38V39H205ZM211 37H209L208 38V41H206L205 43L207 44V42H209V39H210ZM213 38V37H212ZM220 38V39H221ZM229 38H231V37H229ZM229 38L228 37H226V39H228V42H230L229 41ZM241 38V39H242ZM42 39H45V40H42ZM54 39V40H53ZM176 39V40H175ZM192 40H193V38H191ZM195 39V38H194ZM219 39V38H218ZM218 39L217 40H215V42L218 44ZM220 39H219V50H217L218 52H220V50L224 47V43L227 41V40H225L224 39V41H223V39L221 40V41H223L222 42V44H223V47H220V45H222L221 43H220ZM241 39L240 40H238V42L239 41H241ZM244 40V42L241 44V47H240V50H241V52H243L242 54H244V56H241L240 55V50L238 49V44H237V47L236 48H232V49H238L237 51H239V57L241 56L242 58H244V59H242V58H240L241 59V61L242 60H246V58H247V61L246 62H249V65H251V63L253 64V59L255 58V57H257L258 55H260V56H263V54H264V50L262 51V49H260L262 52H263V54L260 52V54H258V53H256V52H252V49H253V51H254V49H256V47H259V46H256V44L254 43V42H252V43H254V44H250V46H249V41H248V39H247V41H245L246 39L245 38H243ZM262 39V40H261ZM151 40V41H150ZM171 40V41H170ZM186 40V41H185ZM205 40V41H204ZM214 40V39H213ZM235 40V41H234ZM56 41L58 42L57 44H59L58 45V47L56 48ZM188 41H190V40H188ZM197 41H198V39H197ZM201 41V40H200ZM200 41H198V45H199V42ZM162 42V40L160 41V42H158V43H161ZM193 42V41H192ZM212 42H214V41H211V43L209 44V45H212ZM214 42V43H215ZM256 42V41H255ZM43 43H45V42H43ZM188 43H190V42H188ZM203 43L201 44V42H200V45H203ZM213 43V44H214ZM215 43V46L217 45ZM247 44L248 43V45L246 46V47H244L243 49H242V45L243 44ZM161 44H163V43H161ZM165 44V43H164ZM163 44V45H164ZM191 44V43H190ZM190 44H188V45H190ZM195 45H196V43H194ZM226 44L228 45H226V47H229L230 46V44H228L227 42H226ZM244 44V45H245ZM154 45V46H153ZM163 45H161V46H163ZM184 45H186V44H184ZM187 45V46H188ZM193 45V44H192ZM198 45H196V47H198ZM208 44H207V46L206 45H203V48L205 47L207 50H208V52L210 51L211 52V50L212 49H210L209 50V48L210 47H212V46H210L209 48H208V46H209ZM240 45V44H239ZM254 45H255V47H254ZM258 45H260V44H258ZM263 45H264V43H263ZM186 46V47H187ZM215 46H213L214 48L213 49H217V46L215 47ZM252 46V47H251ZM125 49V52H124V50H120V48L121 49H123V48ZM185 47V46H184ZM183 47V50L184 51H186L187 49L186 48H184ZM191 47H193V46H191ZM190 46H189V49L191 48ZM196 47L194 48L195 49V51H197V52H195L196 53V56H197V54L199 53V51L198 50H196ZM200 47V46H199ZM198 47V48H199ZM225 47V52H226V55H225V52H224V50L222 49L221 50V52H222V56H217L221 61H222V59L223 60H225V57H226V59H227V54L229 53L230 55H231V53H232V49L231 50H229V49H227ZM247 47H249L250 49H251V51L247 48ZM119 48V49H118ZM159 48H162L161 50H162V52H161V50H160V52H159V50H158V48H156L155 50L157 51V52H159L161 55L163 54V55H165L166 56V54L167 53H172V52H174L175 53V50L174 51H172V52H167L168 50H169V48L167 49V51H165V49L163 50V47H159ZM188 48V47H187ZM197 48V49H198ZM248 49V51H249V55L251 56V54H253V55H257V56H253L252 55V61L250 62V61H248L249 59V56L247 57V55H246V53H247V51H242V50H245V49ZM117 49L118 50H120V51H117ZM186 49V50H185ZM189 49L186 51L187 53L189 52ZM201 49H202V47L200 48V52H203V54L204 55H202V53H199V56H201L202 58H199V56H197V58H194V59H191L192 57H190V53L187 55V53H186V55H184V56H186L187 58H185L184 56H182L183 54H181V52L180 53H178V51H177V54H179L178 55V58L180 57V61L182 62H184V64L183 63H181V64H183V66L184 65H187V66H189V63L187 64V62L189 61V60H191V61H193V60H195V61H197L196 63H197V67H196V69L198 68V69H200L201 68V66L203 65V66H206L204 63V61H208L209 60V58H207V57H205V56H207L205 53H204V51L202 50L201 51ZM227 49V50H226ZM246 49V50H247ZM258 49V48H257ZM256 49V50H257ZM258 49V50H259ZM183 50H182V52H183ZM193 49H190V51H192ZM207 50H205V52L207 51ZM234 50V53H237V51H235ZM255 50V51H256ZM122 51V52H121ZM212 51H216V50H212ZM217 51H216V55H219V54H217ZM229 51V52H228ZM230 51H231V53H230ZM167 52V53H166ZM207 52V53H208ZM210 52L208 53L209 55H210ZM220 52V53H221ZM258 52V51H257ZM11 53H12V55H13V57H14V59L17 61V63L19 64V65H24V64H26L27 62H28V59L30 58L29 57V55H28V53H26V52H23V53H21V55L19 54V53H16V51H14V50H12L11 51ZM164 53H166V54H164ZM184 53V52H183ZM212 53H215V52H212ZM233 53V54H234ZM254 53H256V54H254ZM157 54V56L158 57H156L155 55ZM177 54H175V56H174V59L176 60L177 58ZM181 54V55H180ZM185 54V53H184ZM194 54V52L193 53H191V56ZM201 54V55H200ZM232 54V55H233ZM124 55V56H123ZM172 56H173V53L171 54ZM170 54L168 55V56H171ZM214 54H212V56H213ZM231 55V56H232ZM128 56V55H127ZM212 56H210V60L213 62V58L214 59H216L214 56L212 57ZM234 56V55H233ZM237 56V57H238ZM260 56H258L259 57V59H258V61H261L260 60ZM154 57H155V60H154ZM182 57H184L183 59L184 60H182ZM188 57L190 58L189 60H188ZM209 57V56H208ZM224 57V58H223ZM246 57V58H245ZM160 58V59H159ZM173 58V57H172ZM172 58H170L169 60H171V61H175L174 59H172ZM201 59L202 61H203V64H200V63H202V62H200L199 63V61L198 60H196V59ZM212 58V59H211ZM217 58V64H219L221 61H219V59ZM165 59H168V58H165ZM164 59V56H163V60H165ZM185 59H187L186 61H185ZM162 59H161V61H163ZM178 60V59H177ZM176 60V61H177ZM179 60H178V63H179ZM209 60V61H210ZM229 60V58L227 59V60H225V61H223V62H226V61H228ZM232 60H234V59H232ZM238 60H239V58H238ZM250 60H251V58H250ZM256 60V59H255ZM153 61V62H152ZM167 61V60H166ZM175 61V62H176ZM191 61H189V62H191ZM195 61H194V65L196 66V64H195ZM207 61H206V64H207ZM208 61V63H209V65L207 64V67H205L206 68V71H207V68L209 67L210 68V64H211V62H209ZM229 61H231V60H229ZM258 61H256V62H258ZM121 62V63H120ZM125 62V61H124ZM154 62V63H155ZM219 62V63H218ZM223 62H221L220 64L222 65L223 64ZM243 63H244V61H242ZM126 63V62H125ZM124 63V64H125ZM199 63V64H198ZM233 63H234V61H233ZM236 63V62H235ZM261 63H262V61H261ZM123 64V65H124ZM135 64H137V65H135ZM148 65L150 64V62L149 63H147ZM162 64V63H161ZM219 64V68L221 69V65ZM227 64V63H226ZM230 64H231V62H230ZM245 64V63H244ZM244 64H243V66H244ZM248 63H246V65H247ZM258 63H256V65H257ZM100 65H103V70H102V72L101 73H99L98 74V76L96 77V76H93V71H94V68L95 67H99V68H101L100 67ZM156 65H154V64H152V66H155L156 68L158 67L159 69H161L160 67H162L161 65H160V67H159V65L158 66H156ZM201 65V66H200ZM214 65H216L215 63H214ZM225 65V64H224ZM232 65V64H231ZM245 65V66H246ZM256 65H252V67L254 68V69H256ZM143 66V65H142ZM145 66V65H144ZM149 66H151V65H149ZM186 66V67H187ZM198 66H200V67H198ZM202 66V67H203ZM212 66L213 65H211V68H212ZM145 67H147V69H149L148 68V66H145ZM145 67L143 68V69H145ZM173 67V66H172ZM180 67V66H179ZM247 67H249L248 65H247ZM251 67V69H249V68H247V70H251L252 71V68ZM19 68V67H18ZM165 68V67H164ZM183 68V67H182ZM191 69H192V67H190ZM243 68V67H242ZM147 69H145L146 71H147ZM152 71H154L155 69H154V67H153V69L152 68H150ZM197 69V70H198ZM201 69H203V68H201ZM200 69V70H201ZM223 69H225V68H222L221 69V72L223 71V73L226 71L227 73H228V70H230V69H226L225 71L223 70ZM240 69V68H239ZM244 69V68H243ZM254 69H253V71H254ZM135 70V69H134ZM134 70H132L133 72V76H135L134 75ZM141 70V69H140ZM139 70V71H140ZM164 69L162 68V70L161 71H163ZM177 70V69H176ZM199 70V71H200ZM214 70H216L215 68H214V66H213V72H215ZM234 70H235V68H234ZM142 71V70H141ZM150 71V70H149ZM155 71H157L158 72V69L157 70H155ZM154 71V72H155ZM173 71V70H172ZM203 71H205V69H203ZM209 71H211L210 69H209ZM231 71H233V69L231 70ZM237 71V70H236ZM235 71V72H236ZM256 71V70H255ZM255 71H254V73H255ZM100 72V71H99ZM108 72H110V73H108ZM135 72H136V70H135ZM151 72V71H150ZM150 72H149V74H150ZM156 72V73H157ZM164 72V71H163ZM165 72H166V69H165ZM171 72V71H170ZM191 72V71H190ZM195 72V71H194ZM208 72V71H207ZM212 72V73H213ZM220 72V73H221ZM225 72V73H226ZM234 72V73H235ZM243 73H246V72H244V71H242ZM21 73V68L20 69H16L15 70V72H14V74L15 75H19ZM159 73V72H158ZM157 73V74H158ZM169 73V72H168ZM192 73V72H191ZM190 73V74H191ZM222 73V75H225V74H223ZM229 73H230V71H229ZM234 73H231V75H233ZM243 73H240L241 75L243 74ZM248 73V72H247ZM246 73V74H247ZM251 73H253V72H250V74ZM107 74H108V76H110L111 77V79L113 80V82H111V81H109L108 80V78H110V77H108L107 76ZM141 74V73H140ZM165 74V73H164ZM174 74H176V73H174ZM183 73H177L176 75H173V73L172 74H170V75H172L173 77L174 76H177L176 78L174 77L173 78V80H172V76H171V80L170 81H173L174 82V84H177V82H180V81H182L183 80ZM198 74H199V72H198ZM236 74V73H235ZM238 75H240L239 73H237ZM249 74V75H250ZM256 74V73H255ZM255 74H253V75H255ZM257 74H258V72H257ZM144 76L145 75H148V74H143ZM153 76H156V75H154V74H152ZM170 75H168V76H170ZM179 75V76H178ZM181 75V76H180ZM192 75V74H191ZM194 75V74H193ZM217 75V74H216ZM261 75H263V73H261ZM108 78H107V77ZM158 76H159V74H158ZM162 76H163V74H162ZM165 76V75H164ZM163 76V77H164ZM168 76H166V80H169L170 78L168 77ZM186 76H189V75H186ZM185 76V78H187ZM200 76V75H199ZM218 76V75H217ZM226 76H228V75H226ZM234 76H236V75H234ZM245 76V75H244ZM250 76H252V74L250 75ZM94 77H96V80L94 79ZM106 77V78H105ZM150 77V76H149ZM159 77H161V75L159 76ZM212 77V76H211ZM216 77V76H215ZM241 77H243V76H241ZM135 78V77H134ZM133 78V79H134ZM141 78V77H140ZM142 78H143V76H142ZM141 78V79H142ZM150 78H152V76L150 77ZM149 78V79H150ZM169 78V79H168ZM181 80H180V79ZM192 78V77H191ZM191 78H188V79H190L191 80ZM217 78V77H216ZM260 78V77H259ZM261 78H263V77H261ZM44 79H46V78H44ZM43 79V80H44ZM55 79H57V78H55ZM79 79V80H78ZM98 79H100V80H98ZM107 79V80H106ZM180 80V81H174V80ZM188 79H184V86H187L188 87V85L190 84L189 82H188ZM194 79V80H193ZM222 79V78H221ZM227 79V78H226ZM264 79V78H263ZM40 80V79H39ZM43 80H41V81H43ZM95 80V81H94ZM138 79H136V81H137ZM159 80V79H158ZM165 80V79H164ZM189 80V81H190ZM203 80V79H202ZM217 80H219V79H217ZM234 80V79H233ZM253 80H254V78H253ZM252 80V81H253ZM118 81V80H117ZM133 81H135V80H133ZM139 81H141V80H139ZM169 81V82H170ZM185 81H186V83H185ZM192 81H194L193 83L194 84H197V81H195V77H193L192 78V80H191V82ZM231 81V80H230ZM260 81L261 82H263L262 81V79H260ZM50 82V81H49ZM84 82V81H83ZM94 82V83H93ZM111 82V83H110ZM145 82V81H144ZM163 82V81H162ZM173 82H170V84H172ZM176 82V83H175ZM196 82V83H195ZM213 82V81H212ZM217 82H219V81H217ZM221 82V81H220ZM227 82V80L225 81V83ZM47 83H48V81H47ZM113 83V84H112ZM134 83H136L137 84V82H134ZM139 83V82H138ZM145 83H147V81L145 82ZM145 83H143L144 85H146ZM187 83H189V84H187ZM193 83H191V86H189V89H187V90H189V92H188V94H192L193 92L191 91V87H193V89H194V93L195 92H197L198 93V91H199V93H201V95L203 94L204 95V97H206V95H205V93L207 94L208 92H201L200 90H198V86L197 85H199L200 87H201V85H200V83H198L197 85H196V87H195V85L194 86H192L193 85ZM228 83H229V81H228ZM227 83V84H228ZM43 84V83H42ZM56 84H58L59 85V83H57L56 82ZM55 83H54V85H56ZM82 84H85V83H82ZM87 84V83H86ZM85 84V85H86ZM91 84V83H90ZM91 84V85H92ZM99 84V85H98ZM118 84V85H117ZM143 84L141 85V86H143ZM149 84H152V83H148L147 85L148 86H146V88H148L150 85ZM168 84V83H167ZM174 84L172 85V87H168L166 90L168 91H170L173 87H174ZM213 84V83H212ZM216 84V83H215ZM220 84V83H219ZM263 84V83H262ZM40 85V84H39ZM203 85V84H202ZM205 85V84H204ZM226 85V84H225ZM225 85H223L224 87H225ZM260 85V84H259ZM42 86V85H41ZM57 86V85H56ZM101 86V85H100ZM104 86H106V88H107V85H104ZM109 87V88H115V87ZM138 86V85H137ZM159 86V85H158ZM161 86V85H160ZM159 86V87H160ZM168 86V85H167ZM170 86V85H169ZM207 86V85H206ZM262 86V85H261ZM38 87V86H37ZM43 87H44V85H43ZM48 87H49V85H48ZM47 87V88H48ZM55 87V86H54ZM89 87V86H88ZM103 87V86H102ZM150 87H152V91H153V88L154 87H156L155 85H154V87L153 86H150ZM149 87V88H150ZM162 87V86H161ZM199 87V88H200ZM202 87H204V88H202V90L203 89H206V87L205 86H202ZM36 88V87H35ZM56 89H57V87H55ZM80 88H81V90L80 91H83L84 89L83 88H85L86 89V86L84 87H82V85L80 86ZM90 88V87H89ZM92 88H94V86L92 87ZM91 88V89H92ZM99 88V87H98ZM98 88L96 87L95 89H97V91H98ZM140 88V87H139ZM138 88V89H139ZM144 88H145V86H144ZM165 88H166V86H165ZM170 88V89H169ZM195 88H196V91H195ZM216 88H218L217 86H216ZM220 88V87H219ZM226 88H227V86H226ZM225 88V89H226ZM239 88V87H238ZM243 88V87H242ZM39 89V88H38ZM42 89V88H41ZM50 89V88H49ZM52 89V88H51ZM91 89H89L88 91H84L83 92V94H85V92H87V93H90V94H88V95H91V93H96V92H93V91H95L94 89L93 90H91ZM101 89V90H100ZM140 89H143V88H140ZM139 89V93H140V90ZM163 89H164V87H163ZM180 89V88H179ZM192 89V90H193ZM201 89V88H200ZM224 89V88H223ZM222 89V90H223ZM231 89V88H230ZM229 89V90H230ZM250 89V88H249ZM261 89H262V87H261ZM260 89V91L262 92V90ZM87 90V89H86ZM99 90L100 91H102V90H105L104 89V87H103V89L100 87L99 88ZM115 90V89H114ZM158 90H160V89H158ZM162 90V89H161ZM161 90H160V92H161ZM165 89H164V91L163 92H165L166 91ZM174 90H176V91H179L178 90V88H173L172 89V91L173 92H176V91H174ZM211 90V89H210ZM214 90H216L215 89V87H214ZM221 90V89H220ZM228 90V89H227ZM233 90V89H232ZM264 90V89H263ZM41 91V90H40ZM55 91V90H54ZM64 91V90H63ZM110 91V89H108L106 92H108L109 94L110 93H112L113 94V89H112V91L111 92H109ZM148 91V90H147ZM166 91V92H167ZM171 91V92H172ZM182 91V90H181ZM191 91V92H190ZM259 91V92H260ZM56 92V91H55ZM70 92V91H69ZM105 92V91H104ZM142 92V91H141ZM156 92H157V90H156ZM170 92V93H171ZM172 92V93H173ZM215 92V91H214ZM226 92V91H225ZM242 92V91H241ZM264 92V91H263ZM100 93V94H99ZM108 93L106 94V93H103V91L102 92H98V94L99 95H101V96H104L105 94V96H107V98H106V102L105 103H111V102H113V100L115 99V101L113 102L114 104H115V106H114V104L112 103L111 105L112 106H114V107H116L117 105V103H119L120 101H116V97H114V95H112V98L114 97V99L112 100V98L110 99H108ZM146 93V92H145ZM151 93V92H150ZM155 93V92H154ZM171 93V94H172ZM197 93H195V94H197ZM210 93H211V91H210ZM210 93H208V94H210ZM223 93V92H222ZM236 93H238V92H236ZM256 93V92H255ZM98 94H96L97 95V97H98ZM157 94V93H156ZM159 94V93H158ZM168 94H169V92H168ZM180 94H181V92H180ZM179 94V95H180ZM185 94V93H184ZM187 94V93H186ZM185 94V95H186ZM212 94H215V93H213L212 92ZM217 94V93H216ZM225 94L226 93H223V96H225ZM228 94H229V92H228ZM233 94V93H232ZM260 94H262V93H260ZM259 94V95H260ZM49 95V94H48ZM85 95H87V94H85ZM167 95V94H166ZM230 96H231V94H229ZM237 95V94H236ZM235 95V96H236ZM242 95V94H241ZM264 95V94H263ZM55 96V95H54ZM165 96V95H164ZM163 96V97H164ZM182 96V95H181ZM181 96H179V98H176L175 97V95H174V97L172 96V98L170 97V94H169V97H166L167 99H170L171 98V100L169 101H167V105H166V100H163L164 101V105L163 106H165L164 107V109H170V112L172 113L173 111H171L172 109L171 108H174L175 106V104L173 105V102L175 103L176 102V104H177V101L178 100H181V105H179L178 104V106L181 108L182 106H183V102H189V106L190 107H192V105H193V109L192 108H190L188 105L187 106H183V108H181V109H186V107H187V109H186V111H185V109H184V113H186L187 111H188V107H189V109L191 110V112L193 113L194 112V115L191 113V112H188L189 113V115H191V118L193 117V116H195V112L197 111V112H199V113H201V112H204V110L203 109H201V110H203V111H200V109L198 108V110L197 109H194V107H195V105H194V103H191V101H193V102H197L198 100H199V94H198V100L196 99L197 98V96L196 95H193L194 96V98H192V99H196V101L195 100H192L191 98H190V100H189V97H187L188 99V101H185L186 100V97L185 96H183V98L185 97V99H183ZM191 96V95H190ZM195 96H196V98H195ZM208 96H210V95H208ZM212 96V95H211ZM215 96H217V95H214V97ZM222 96V97H223ZM227 97H228V95H226ZM225 96V97H226ZM228 97V100L226 101L225 100V102H224V99H225V97H223L222 98V102H224V104L226 103V104H228L229 105V103H230V98L232 99L233 98V96H231V97ZM261 96V95H260ZM45 97V96H44ZM50 97V96H49ZM88 97V96H87ZM92 97V95L90 96V98ZM93 97H95L94 95H93ZM97 97H95V98H97ZM109 97H111L110 95H109ZM204 97H202V98H204ZM214 97H212V99L214 98ZM245 97V96H244ZM243 97V98H244ZM250 97V96H249ZM249 97H247V98H249ZM103 99L104 101H105V98H103V97H99V99ZM182 98V99H181ZM201 98V97H200ZM201 98V99H202ZM211 98V97H210ZM217 97H215L213 100H215ZM246 98V99H247ZM251 98V97H250ZM44 99V98H43ZM54 99V98H53ZM86 99V98H85ZM102 99H101V102H103L102 101ZM108 99V100H107ZM154 99V98H153ZM174 99H178L177 101L176 100H174ZM200 99V100H201ZM87 100V99H86ZM92 100H95V99H89V101H92ZM98 100V99H97ZM112 100V101H111ZM117 100H119V98H117ZM182 100H184V101H182ZM217 100V99H216ZM215 100V101H216ZM237 100H238V98H237ZM243 100V99H242ZM107 101H110V102H107ZM121 101H122V99H121ZM162 101V102H163ZM204 101L205 100H203V102L201 101V103H203L204 104ZM207 101V100H206ZM215 101H211V99H209V103L211 104V106L213 107H215L216 105H217V103H218V100H217V103H215ZM234 100H232L231 102H233ZM48 102V101H47ZM46 102V103H47ZM49 102H51V101H49ZM93 102V101H92ZM115 102H117V103H115ZM168 102H170V103H168ZM228 102V103H227ZM237 102V101H236ZM244 102V101H243ZM89 103V102H88ZM87 102H86V104H88ZM97 103H99L100 105H101V103H100V101L99 102H97ZM104 103V102H103ZM172 103V104H171ZM198 103L200 104V102L198 101L197 102V104L196 105H198ZM208 103V104H209ZM215 103V105H212V104H214ZM245 104L247 103V102H244ZM48 104V103H47ZM51 103H49V105H50ZM91 104V102L87 105V107L89 106ZM155 104V103H154ZM158 104H159V102H158ZM168 104H170L169 106H174V107H169L168 106ZM186 104V103H185ZM184 104V105H185ZM190 104H192V105H190ZM207 104V105H208ZM224 105V106H227V105ZM232 103H230V105H231ZM234 104V103H233ZM242 104V103H241ZM249 104V103H248ZM251 104V103H250ZM253 104V103H252ZM85 105V104H84ZM95 104H93V106H94ZM105 105V104H104ZM120 106H121V104H119ZM206 105V104H205ZM221 105H223L222 103H221ZM220 105V106H221ZM229 105V106H230ZM5 106V105H4ZM92 106V105H91ZM148 106V105H147ZM155 106V105H154ZM166 106H168L169 108H167ZM198 106H200V105H198ZM202 107H204L203 105H201ZM200 106V107H201ZM210 105H209V111H208V114H207V121H210V122H215L216 123V120L214 121V119H216V115L218 116V112H217V114H216V112L215 111H217L218 110V105L216 106V108H217V110L215 109L214 110V108H211V110L213 109L214 110V112H215V114H214V112H212L213 113V115H212V113H210L211 111H210V107H211ZM229 106H228V108L227 107H225V108H227L228 110H226V109H224V107H220V108H223V109H221V110H226L225 111V113H228L226 116L224 115V116H221V118L219 117V119H221L222 120V118H224V120L226 121V120H228L229 118L228 117H230V115L232 114H230L229 113ZM264 106V105H263ZM50 107V106H49ZM90 107V106H89ZM96 107V106H95ZM102 107V106H101ZM161 107H162V104H161ZM245 107V106H244ZM9 108V107H8ZM45 108V107H44ZM83 108L84 109H87L86 108V105H85V107L83 106ZM90 108H92V107H90ZM90 108H88L87 110H89ZM96 108H98V107H96ZM95 108V109H96ZM163 108V107H162ZM179 108V111L178 112H180V109ZM243 108V107H242ZM154 109V108H153ZM158 109V108H157ZM208 109H206V110H208ZM236 109V108H235ZM235 109H233V111L235 110ZM247 109H249V107L247 108ZM178 110V109H177ZM220 110V111H221ZM259 110V109H258ZM50 111V110H49ZM166 111V110H165ZM163 112L164 114H165V116H166V112H168L167 114V116H169V114H170V117H167L168 119H166V120H164V122L166 123L165 125H164V127L166 126V125H168L170 122L171 123H173V122H175V118L178 116V118L180 119V116H182L181 117V119L183 118V112L181 111V113H182V115H181V113H179L178 115H176V114H173L172 116H174L173 117V122H172V120L170 121V119L172 118V116H171V113H169V110L168 111H166V112ZM219 111V110H218ZM219 111V112H220ZM245 111V110H244ZM4 112V111H3ZM0 113L1 115H0V134H8L13 128H9V127H7V128H9V129H11L9 132H7L6 130H5V127L7 126H5V122L3 123V116H5V113ZM62 112V111H61ZM65 112V111H64ZM157 112V111H156ZM177 112V113H178ZM207 112V111H206ZM206 112H204L205 113V115H206ZM231 112V111H230ZM235 112V111H234ZM233 112V113H234ZM254 112V111H253ZM67 113V112H66ZM138 113L140 114V112L138 111ZM148 113H149V111H148ZM162 113V112H161ZM174 113V112H173ZM188 113H186V114H188ZM224 112H223V114H225ZM237 113V111L235 112V114ZM72 113H70V115H71ZM153 114H156V113H154V111H153ZM159 114V113H158ZM163 114V115H164ZM185 114V115H186ZM203 114V113H202ZM202 114H197L196 116H195V118L196 117H203L204 118V116L202 115ZM248 114H250V112L248 113ZM253 114V113H252ZM142 115V114H141ZM141 115H140V117H141ZM176 115V116H175ZM200 115H202V116H200ZM208 115H210V116H208ZM220 115V114H219ZM242 115H243V113H242ZM245 115V114H244ZM136 116H137V114H136ZM139 116V115H138ZM137 116V117H138ZM162 116V115H161ZM164 116V117H165ZM212 116H213V118H212ZM214 116H215V118H214ZM232 116H233V114H232ZM231 116V117H232ZM249 116H251V115H249ZM255 116V115H254ZM70 117V116H69ZM152 117V116H151ZM154 117V116H153ZM187 117H188V115H187ZM186 117V119H190V118H187ZM225 117H227V119L225 118ZM235 117V116H234ZM247 117V116H246ZM60 118V117H59ZM155 118V117H154ZM166 118V117H165ZM164 118V119H165ZM185 118V117H184ZM194 118V117H193ZM194 118V119H195ZM202 118V119H203ZM209 118H212L213 120H209ZM239 117L237 116V119H238ZM63 119V118H62ZM139 119V118H138ZM162 118H160V120H161ZM177 119V118H176ZM185 119V121L188 123L189 122V120L187 121ZM194 119H192V121H194ZM200 120V121H202L203 122V120ZM205 120H206V118H204ZM240 119H241V117H240ZM246 119V118H245ZM244 119V120H245ZM251 119V118H250ZM61 120V119H60ZM67 120H69L68 118H67ZM168 120L170 121V122H168ZM196 120H199L198 118L197 119H195V121ZM257 120V119H256ZM6 121H7V119H6ZM72 121V120H71ZM75 121V120H74ZM144 121V120H143ZM177 121V120H176ZM185 121H184V119H183V121L181 120V124H183L182 122H184L185 123ZM194 121V122H195ZM218 122L220 121V120H217ZM230 122H231V119L229 120ZM235 121H237V120H235ZM242 121V120H241ZM240 121V122H241ZM258 121V120H257ZM51 122V121H50ZM168 122V123H167ZM202 122H198V121H196V123H199V125H195L194 123H193V126H196V129H195V127H193L192 126V122L190 123V125H189V123L187 124V125H189L190 127H192V128H190L189 126L187 127L188 129H184V132H183V128H185V124H184V127L182 128V129H178L177 128V132H179V131H181V132H179V136L181 135V133H185V130H186V135H187V132H189V130L191 129V133H190V136L189 135H187L188 137V139L190 140L193 136H191V135H196V133H193L194 131L195 132H197V137L196 136H194L193 138H197V139H195L194 141H197V142H199L198 141V139L199 138H201V136H203V134H202V131H203V125L202 124H204V123H202ZM205 122V121H204ZM212 122V123H213ZM217 122V123H218ZM226 122H228V121H226ZM226 122H224V123H219L218 125L220 126V127H222L223 129H225V127H226V129L227 130H224V132L226 133V137H227V133H229V131L230 132H232L231 130H232V127L231 126H233V125H231V126H229V128H227L228 127V125H223V124H225ZM246 122H248V121H246ZM251 122V121H250ZM263 122V121H262ZM59 123V122H58ZM72 123V122H71ZM169 124V125H172V124ZM202 123V124H201ZM209 123V122H208ZM242 123V122H241ZM257 123V122H256ZM200 124H201V126H200ZM220 124H222V125H220ZM227 124V123H226ZM243 124H244V121H243ZM243 124L241 125V127L243 126ZM258 124H259V122H258ZM46 125V124H45ZM74 125H75V123H74ZM235 125V124H234ZM147 126V125H146ZM199 126L200 127H202L201 129V132L199 131ZM219 126L217 127V129L216 130H218V131H216L217 132V135H216V132L214 133L215 135H216V137L218 136V132H220V133H222L223 135H224V137L222 136V135H219L220 137H222V138H220L219 136H218V141L219 140H223V141H219V144H217V145H221L222 147L224 146V145H229V142L230 143H232L231 141H233V139H230L231 137H232V135H230L231 133H229V135L231 136H228L227 137V139L225 138V134H224V132H222V128H219ZM257 126V125H256ZM259 126V125H258ZM257 126V127H258ZM73 127V126H72ZM167 127V126H166ZM169 127V126H168ZM204 127H206L205 125H204ZM240 127V128H241ZM248 127V126H247ZM247 127H245L244 126V128H247ZM255 127V126H254ZM49 128V127H48ZM150 128V127H149ZM190 128V129H189ZM195 129V130H193L192 131V129ZM231 128V129H230ZM238 128V127H237ZM239 128V129H240ZM61 129V128H60ZM207 129H208V127H207ZM206 129V130H207ZM212 129H214V127L212 128ZM219 129H222L221 131L219 130ZM229 129V130H228ZM243 129V128H242ZM241 129V130H242ZM51 130V129H50ZM68 130H69V128H68ZM165 130H167V129H165ZM164 130V131H165ZM188 130V131H187ZM197 130V131H196ZM206 130H204V132L206 131ZM233 130H234V128H233ZM252 130V129H251ZM257 130V129H256ZM16 131V130H15ZM160 130H158V132H159ZM168 131V130H167ZM198 131H199V134H198ZM208 131V130H207ZM53 132V131H52ZM57 132V131H56ZM75 132V131H74ZM157 132V131H156ZM155 132V133H156ZM166 132V131H165ZM169 132V131H168ZM167 132V133H168ZM177 132H175V134H177ZM244 132V131H243ZM259 132V131H258ZM66 133V132H65ZM70 133H71V131H70ZM69 133V134H70ZM170 133V132H169ZM193 133V134H192ZM240 133V132H239ZM242 133V132H241ZM246 133V132H245ZM252 133V132H251ZM201 134V136H199L198 137V135H200ZM236 134V133H235ZM238 134V133H237ZM254 134V133H253ZM264 134V133H263ZM47 135V134H46ZM53 135V134H52ZM65 135H67V134H65ZM159 135H160V133H159ZM167 135V134H166ZM178 135V134H177ZM240 135V134H239ZM71 136V135H70ZM77 136V135H76ZM162 136V135H161ZM184 135H182V137H183ZM242 136V135H241ZM259 136V135H258ZM174 137H177L176 135H174ZM216 137L214 136V140H216ZM237 137V136H236ZM248 137V136H247ZM257 137V136H256ZM262 137V136H261ZM74 138V137H73ZM185 138V137H184ZM183 138V139H184ZM226 140H228V138H229V140H231V141H228V143L227 144H224L223 145V142L225 141V139ZM250 138V137H249ZM255 138V137H254ZM48 139H51V138H48ZM70 139V138H69ZM175 138H173L172 140H174ZM187 139V140H188ZM235 139V138H234ZM248 139V138H247ZM64 140V139H63ZM185 141H186V138L184 139ZM191 140H193V139H191ZM236 140V139H235ZM253 140H255V139H253ZM260 140V139H259ZM264 140V139H263ZM45 141V140H44ZM50 141V140H49ZM166 141V140H165ZM175 141H178V140H176L175 139ZM182 141V140H181ZM194 141H192L191 142V144L193 143V145H194V148L197 146H195V144L197 143H195L194 144ZM202 142H200V143H197V144H200V145H202V147L204 146V142H203V138H202V140H201ZM217 141V140H216ZM215 141V143H218V141L216 142ZM237 141V140H236ZM249 141V140H248ZM258 141V140H257ZM62 142V141H61ZM167 142H169V140H167ZM189 142V141H188ZM222 142V143H221ZM234 142V141H233ZM246 142V141H245ZM252 142V141H251ZM264 142V141H263ZM262 142V143H263ZM15 143H17L16 142V140L15 141H13V143H12V145L11 146H9V147H7V148H11L13 145H16ZM55 143V142H54ZM60 142H58V144H59ZM64 143H67V142H64ZM162 143V142H161ZM179 143V142H178ZM221 143V144H220ZM255 143V142H254ZM259 143V142H258ZM167 144V143H166ZM183 144H185V145H183ZM182 145L185 147L186 146V144H188L187 143V141L186 142H184ZM190 144V146H188V147H192V145ZM214 144V143H213ZM239 144V143H238ZM257 144V143H256ZM56 145V144H55ZM68 145H70V143L68 144ZM163 145H164V143H163ZM169 145V144H168ZM171 145L172 144H170V147H171ZM177 145H179L178 147H180V145H181V143L180 144H177ZM189 145V144H188ZM200 145H198V147L200 146ZM216 145V146H217ZM232 145H235L234 143H232ZM232 145H230V146H232ZM242 145V144H241ZM249 145V144H248ZM253 145V144H252ZM62 146V145H61ZM144 146V145H143ZM220 146V147H221ZM235 146H237V145H235ZM256 146V145H255ZM49 147V146H48ZM73 147V146H72ZM164 147V146H163ZM166 147H168V146H166ZM165 147V148H166ZM183 147V149L184 150H188V152L189 151H191L190 149H188V147L185 149ZM197 147V148H198ZM202 147L200 146L199 148H200V151H198L199 150V148H198V150H196V152L198 151V152H202L201 151V149H202ZM220 147H216V148H218V150H219V148ZM224 147H226V148H228L229 146H224ZM239 147H240V145H239ZM249 147V146H248ZM193 148V147H192ZM204 148V147H203ZM214 148H215V145H214ZM215 148V149H216ZM226 148H225V150H226ZM236 148L237 147H235V151H236ZM18 149H19V154H20V158L22 159V160H24V162H26L25 161V158H24V156H23V152H22V150L18 147ZM56 149V148H55ZM162 149H164V148H162ZM177 150H178V148H176ZM232 149H234V148H232V147H229V150H231L232 151ZM241 149H243V148H241ZM241 149H239V150H241ZM246 149V148H245ZM46 150V149H45ZM68 150V149H67ZM166 150V149H165ZM171 150H173L172 148H171ZM186 150V151H187ZM193 150V149H192ZM195 150V149H194ZM203 150V149H202ZM217 150V149H216ZM220 150H222V149H220ZM224 150V149H223ZM222 150V151H223ZM229 150H227L228 151V153L230 154V155H228V154H225V152L226 151H224V152H222V153H224L225 155H227V156H224V154H222L221 153V151H220V155L216 152V154H218L219 155V157L220 156H223V158H225L226 157V159H227V161L230 163L231 161L233 162V161H236V162H238L236 165H235V167H233V168H231V170H233V172H235V169H236V171L238 172V171H242L243 170V174L242 175H244V172H248V170L246 171H244V168L243 169H237L238 167L240 168L241 166H242V164H240V160H238L236 157H235V154H237V153H235L234 154V157L233 156H231V153H232V155H233V151L230 153L229 152ZM251 150V149H250ZM257 150V149H256ZM8 151L9 150H7V149H1L0 150V166L2 165V163H3V161H4V159L5 158H9V153H8ZM52 151V150H51ZM238 151V150H237ZM242 151H244V153H245V150L243 149ZM61 152V151H60ZM167 152V151H166ZM171 152V151H170ZM173 152V151H172ZM185 152V151H184ZM194 152V151H193ZM219 152V151H218ZM249 152V151H248ZM250 152H252V150L250 151ZM68 153V152H67ZM165 152H164V150H163V154H164ZM215 153V152H214ZM244 153H243V155H244ZM169 154V153H168ZM172 154V153H171ZM190 154H192V152H190L189 153V155ZM194 154H195V152H194ZM222 154V155H221ZM239 154V153H238ZM25 155V154H24ZM50 155V154H49ZM67 155V154H66ZM166 155V154H165ZM48 156V155H47ZM172 156H173V154H172ZM191 156V155H190ZM194 156V155H193ZM229 156H231L232 158H234V159H236V160H233V159H231V161L228 159L229 158ZM246 156V155H245ZM45 157V156H44ZM68 157V156H67ZM217 158L216 159H219V163L217 162H215V161H217V160H215V161H213V159L211 160V159H209V160H211L210 162H211V164L212 163H214V164H223V162H224V160L223 159H221L222 157H218V156H216ZM237 157H238V155H237ZM243 157V156H242ZM170 158V157H169ZM168 158V159H169ZM74 159V158H73ZM171 159V158H170ZM244 159V158H243ZM46 160V159H45ZM209 160L207 161L208 163H207V165L208 164H210L209 163ZM220 160L222 161L221 163H220ZM32 161V160H31ZM171 161V160H170ZM196 162V161H195ZM227 162V164H229ZM236 162H233L234 164L236 163ZM27 164H28V162H26ZM224 163H226V160H225V162ZM232 163V164H233ZM226 164V165H227ZM231 164V163H230ZM241 165V166H239V165ZM256 164V163H255ZM13 165V167H15V165L14 164H12ZM220 165V166H221ZM244 165V164H243ZM216 166H218V165H216ZM232 166H234V165H229V167H232ZM238 166V167H237ZM246 166V165H245ZM211 167V166H210ZM209 166L207 167V168H210ZM219 167V166H218ZM226 167H228V165L226 166ZM243 167V166H242ZM224 168V167H223ZM222 167H221V169H223ZM210 169H212V170H214L213 169V167L212 168H210ZM209 169V170H210ZM227 169H229L228 170V172H230V168H227ZM226 169V170H227ZM225 170V171H226ZM219 170H218V168H217V171H215L217 174L219 173L218 172ZM223 171V170H222ZM255 171V170H254ZM237 172H235L236 174H232V172H230V174H232L234 177L233 178H235V175L237 176V179L238 180H240V178L239 177H241L242 175H240L239 173L237 174ZM252 172V171H251ZM258 172V171H257ZM210 173L211 174H214V172L212 173L211 171H210ZM224 174H226V173H224ZM222 175L223 176V178L226 176V177H228V178H230L231 179V181L229 180V182L228 183H230V182H232V184L233 183H235L236 184V182L235 181H237V179L235 178V181L233 182L232 180H234L233 178H231L232 176L230 175V174H228L229 176H227V175ZM247 173H245V175H246ZM250 174V173H249ZM15 174H14V172L12 171V172H5L4 174H0V179H6V178H11L10 176H14ZM240 175V176H239ZM215 176H216V174H215ZM218 176H219V174H218ZM218 176H216V177H218ZM221 176V175H220ZM219 176V177H220ZM231 176V177H230ZM251 176H252V173H251ZM260 176H261V174H260ZM244 177V176H243ZM243 177H241L242 179H243ZM247 178H249V177H247ZM246 178V179H247ZM214 179V178H213ZM227 179V178H226ZM225 179V180H226ZM218 180V179H217ZM220 180V182H222L223 181V187L225 186V184H226V182H227V180H226V182H225V180L223 179V180H221V179H219ZM218 180V181H219ZM255 180V179H254ZM259 180V179H258ZM243 181H244V179H243ZM239 181H237V183H238ZM5 183V182H4ZM204 183V182H203ZM227 183V184H228ZM241 183V182H240ZM240 183H239V185H237V187L238 186H240ZM259 183V182H258ZM216 184V183H215ZM219 183H217V185H218ZM226 184V185H227ZM231 184V183H230ZM242 184V183H241ZM243 184H245L244 182H243ZM213 185H214V183H213ZM233 186H235L234 184H233ZM233 186L231 187V188H233ZM250 186V185H249ZM260 186V185H259ZM220 188V187H219ZM226 188V187H225ZM224 188V190H226ZM234 188H236V187H234ZM209 189V188H208ZM240 189H241V187H240ZM246 189V188H245ZM261 189H263V188H261ZM223 190V191H224ZM229 190H231V189H229ZM229 190L227 191V192H229ZM233 190L234 189H232L231 190V193H233ZM222 191V192H223ZM226 191L225 192H223V193H226ZM236 191H238L239 192V190H236ZM240 191H242V190H240ZM259 191H260V189H259ZM261 191H263V190H261ZM219 192V191H218ZM217 192V193H218ZM235 192V191H234ZM257 192V191H256ZM223 193H221V194H223ZM242 193H243V191H242ZM258 193V192H257ZM263 193H264V191H263ZM14 194V193H13ZM203 194V193H202ZM236 194V193H235ZM252 194V193H251ZM255 194V193H254ZM259 194V193H258ZM215 195H218V194H215ZM226 195H228L227 193H226ZM233 195V194H232ZM202 196V195H201ZM229 196H230V194H229ZM233 196H235V195H233ZM232 196V197H233ZM238 196H239V194H238ZM260 196H263V194L261 195L260 194ZM195 197V196H194ZM215 197V196H214ZM221 197V196H220ZM14 198V197H13ZM17 198V197H16ZM206 198V197H205ZM217 198V197H216ZM229 198V197H228ZM227 198V199H228ZM264 198V197H263ZM220 199V198H219ZM242 199V198H241ZM253 199V198H252ZM217 200V199H216ZM223 200V199H222ZM264 200V199H263ZM12 201V200H11ZM15 201V200H14ZM49 201V200H48ZM201 201V200H200ZM203 202L205 201L204 200V197H203V200H202ZM218 201V200H217ZM220 201V200H219ZM256 201V200H255ZM203 202H201V203H203ZM208 202V201H207ZM222 202V201H221ZM224 203V202H223ZM229 203V202H228ZM234 203V202H233ZM238 203V202H237ZM197 204V203H196ZM210 204V203H209ZM218 204H219V202H218ZM217 204V205H218ZM221 204V203H220ZM226 204V203H225ZM202 205V204H201ZM204 205H205V202H204ZM216 205V204H215ZM224 205V204H223ZM222 205V206H223ZM227 205V204H226ZM225 205V206H226ZM232 205V204H231ZM251 205H252V203H251ZM250 205V206H251ZM52 206V205H51ZM127 206V205H126ZM210 206V205H209ZM235 206V205H234ZM248 206V205H247ZM207 207V206H206ZM212 207H213V205H212ZM220 207V206H219ZM227 207V206H226ZM231 207V206H230ZM230 207H228V208H230ZM126 208V207H125ZM203 208H204V206H203ZM225 208V207H224ZM232 208V207H231ZM230 208V209H231ZM254 208V207H253ZM201 209V208H200ZM199 209V210H200ZM215 209H217L216 207H215ZM229 209V210H230ZM51 210V209H50ZM53 210V209H52ZM198 210V209H197ZM220 210L222 211L223 209H221L220 208ZM227 210V209H226ZM233 210H234V208H233ZM130 211V210H129ZM205 211V210H204ZM208 211V210H207ZM216 211V210H215ZM228 211V210H227ZM232 211V210H231ZM242 211V210H241ZM251 211V210H250ZM197 212V211H196ZM212 212V211H211ZM220 212V211H219ZM223 212V211H222ZM254 212V211H253ZM122 213V212H121ZM198 213V212H197ZM214 213V212H213ZM212 213V214H213ZM239 213V212H238ZM30 214V213H29ZM28 213L27 214H25L24 215V217L25 216H27V215H29ZM32 214V213H31ZM30 214V215H31ZM195 214V213H194ZM220 214H222V213H220ZM223 214H224V212H223ZM222 214V215H223ZM247 214V213H246ZM249 214V213H248ZM253 214V213H252ZM29 215V216H30ZM33 215V214H32ZM31 215V216H32ZM225 215V214H224ZM230 215V214H229ZM251 215V214H250ZM28 216V217H29ZM34 216V215H33ZM32 216V217H33ZM124 216V215H123ZM200 216V215H199ZM204 216V215H203ZM207 216V215H206ZM218 216V215H217ZM252 217H254L253 215H251ZM28 217H26L25 219H24V221L22 222V223H24L25 221H27V222H29L30 220V218H28ZM31 217V218H32ZM195 217V216H194ZM224 217V216H223ZM223 217H221V218H223ZM231 217V216H230ZM248 217H249V215H248ZM248 218V220L246 221L247 223H248V221H250L251 219H253V218ZM28 218V219H27ZM37 216L35 217H33L32 219H35L34 221H37ZM119 218V217H118ZM198 218V217H197ZM212 218V217H211ZM245 218V217H244ZM125 219V218H124ZM217 219V218H216ZM204 220V219H203ZM213 220V219H212ZM220 220V219H219ZM223 220H225V219H223ZM228 220H230V219H228ZM34 221L32 220V222H31V225H32V223L35 225H38V224H40V223H34ZM116 221V220H115ZM202 221V220H201ZM214 221V220H213ZM27 222H25L26 224H27ZM65 222V221H64ZM207 222V221H206ZM217 222V221H216ZM215 222V223H216ZM220 222H222V221H220ZM203 223V222H202ZM214 223V224H215ZM217 223H219V222H217ZM225 223V222H224ZM115 224V223H114ZM200 223H198V225H199ZM207 224V223H206ZM211 224V223H210ZM24 225V224H23ZM29 225V223L26 225L27 227L29 226V229L30 228H32V227H34V225ZM35 225V226H36ZM42 225V224H41ZM41 225H38V227H39V229L41 230L42 228H40V226ZM60 225V224H59ZM65 225V224H64ZM209 225V224H208ZM228 225V224H227ZM234 225V224H233ZM243 225H244V223H243ZM245 225H246V223H245ZM31 226V227H30ZM43 226V225H42ZM41 226V227H42ZM57 226V225H56ZM112 226H114V225H112ZM218 226V225H217ZM238 226V225H237ZM242 226V225H241ZM263 226V225H262ZM262 226H259L258 225V227L259 228H261ZM23 227H25V225L23 226ZM38 227H35V228H33L32 230H33V232H35V230H37V228ZM61 227V226H60ZM65 227V226H64ZM200 227V226H199ZM215 227V226H214ZM219 227H221V226H219ZM112 228V227H111ZM196 228V227H195ZM201 228V227H200ZM209 228V227H208ZM212 228V227H211ZM224 228V227H223ZM242 228V227H241ZM39 229H38V231H39ZM210 229V228H209ZM215 229V228H214ZM262 229H263V227H262ZM26 230V229H25ZM27 230H28V228H27ZM44 230V229H43ZM43 230H41V231H43ZM200 230V229H199ZM198 230V231H199ZM203 230H205V228L203 229ZM216 230V229H215ZM230 230V229H229ZM237 230V229H236ZM247 230V229H246ZM246 230H245V232H246ZM260 230V229H259ZM259 230H257V231H259ZM206 231V230H205ZM203 232V234L204 233H206V232H208V231H206V232ZM222 231V230H221ZM238 231H239V229H238ZM242 231H244L243 229H242ZM242 231H240V232H242ZM262 231V230H261ZM26 232V231H25ZM32 232V231H31ZM57 232H58V230H57ZM215 232H217V231H215ZM226 232H227V230H226ZM229 232V231H228ZM234 232V231H233ZM249 232H250V228H249ZM260 232V231H259ZM264 232V231H263ZM36 233H37V231H36ZM44 233H45V231H44ZM209 233V232H208ZM246 233H248V232H246ZM245 233V234H246ZM261 233V232H260ZM31 234V233H30ZM225 235H226V233H224ZM233 234V233H232ZM237 234V233H236ZM31 235H33V234H31ZM34 235H35V233H34ZM33 235V236H34ZM43 235V234H42ZM41 235V236H42ZM195 235V234H194ZM206 235V234H205ZM221 235V234H220ZM237 235H240L241 236V233H239V234H237ZM236 235V236H237ZM250 235V234H249ZM252 235V234H251ZM40 236V231H39V235L37 234L36 235V237L38 238ZM44 236V235H43ZM209 236H210V233H209ZM45 237V236H44ZM205 237V236H204ZM207 237V236H206ZM231 237V236H230ZM229 237V238H230ZM235 237V236H234ZM248 237H251V236H248ZM34 238V237H33ZM42 238V237H41ZM121 238V237H120ZM212 238V237H211ZM210 238V239H211ZM219 237H217L216 239H218ZM222 238V237H221ZM224 238V237H223ZM236 238H238V237H236ZM235 238V239H236ZM261 238H263L262 236H261ZM46 239H48V237L47 238H45V240ZM199 239V238H198ZM206 240H207V238H205ZM204 239V240H205ZM209 239V240H210ZM49 240V239H48ZM50 240H51V238H50ZM50 240H49V242H50ZM230 240V239H229ZM249 239H247V241H248ZM261 240V239H260ZM263 240V239H262ZM208 241V240H207ZM224 241V240H223ZM264 241V240H263ZM36 242H37V240H36ZM41 242V241H40ZM44 242V241H43ZM205 242V241H204ZM213 242V241H212ZM226 242V241H225ZM228 242V241H227ZM234 242V241H233ZM258 242V241H257ZM39 243V242H38ZM52 243V242H51ZM209 243H211V242H209ZM218 243V242H217ZM238 243V242H237ZM244 243H245V241H244ZM198 244V243H197ZM206 244H207V242H206ZM219 244H221V243H219ZM229 244V243H228ZM246 244V243H245ZM244 244V245H245ZM232 245V244H231ZM230 245V246H231ZM40 246V245H39ZM192 246H194V244L192 245ZM199 246V245H198ZM202 246V245H201ZM205 246V245H204ZM200 247V246H199ZM206 247V246H205ZM244 247V246H243ZM42 248H44V247H42ZM47 248V247H46ZM215 248V247H214ZM238 248V247H237ZM236 248V249H237ZM51 249V248H50ZM226 249V248H225ZM235 249V250H236ZM244 249H245V247H244ZM195 250V249H194ZM198 250V249H197ZM204 250H206V249H204ZM217 251H218V249H216ZM221 250V249H220ZM199 251V250H198ZM48 252V251H47ZM196 252V251H195ZM206 252V251H205ZM222 252V251H221ZM197 253V252H196ZM233 253V252H232ZM191 254V253H190ZM222 254V253H221ZM236 254V253H235ZM195 255V254H194ZM240 255V254H239ZM245 255V254H244ZM211 256V255H210ZM234 256V255H233ZM241 256V255H240ZM257 256V255H256ZM193 257V256H192ZM235 257V256H234ZM246 257V256H245ZM191 258V257H190ZM190 258H188V259H190ZM207 258H208V253H207ZM211 258V257H210ZM226 258V257H225ZM187 259V260H188ZM204 259V258H203ZM196 260V259H195ZM211 260V259H210ZM226 260V259H225ZM238 260H239V258H238ZM237 260V261H238ZM190 261V260H189ZM197 261V260H196ZM224 261V260H223ZM231 261V260H230ZM250 261V260H249ZM182 262V261H181ZM183 263H184V261H183ZM216 263H218V262H216ZM225 263V262H224ZM231 263H233L232 261H231ZM226 264V263H225ZM229 264V263H228ZM238 264V263H237Z\"/></svg>",
    "mask_w": 264,
    "mask_h": 264
}]
</instances>
